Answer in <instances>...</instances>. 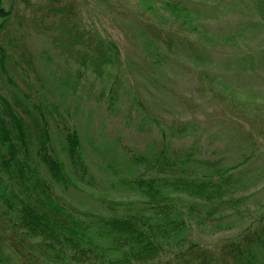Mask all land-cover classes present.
<instances>
[{
  "label": "trees",
  "instance_id": "obj_1",
  "mask_svg": "<svg viewBox=\"0 0 264 264\" xmlns=\"http://www.w3.org/2000/svg\"><path fill=\"white\" fill-rule=\"evenodd\" d=\"M16 2L0 0V216L22 236L31 257L46 264H264V212L249 208L240 195L238 165L203 158L194 145H174L175 137L197 129L187 122L161 127L157 144L133 152L129 161L135 168L123 178L121 197L105 198L93 211L66 202L65 191L91 187L93 177L78 129L64 125L61 151L56 149L48 116L18 81L33 60L24 36L11 35ZM257 2L264 17V0ZM138 3L167 14L185 32L169 31L163 40L144 35L140 46L160 51L161 40L169 45L175 37L193 43L201 16L189 2ZM75 10L73 3L48 6L56 48L85 73L113 77L122 60L119 44L80 26ZM117 93L112 80L111 103ZM233 226L240 230L211 245L191 238L193 227L214 232ZM1 255L0 264H10Z\"/></svg>",
  "mask_w": 264,
  "mask_h": 264
},
{
  "label": "rangeland",
  "instance_id": "obj_2",
  "mask_svg": "<svg viewBox=\"0 0 264 264\" xmlns=\"http://www.w3.org/2000/svg\"><path fill=\"white\" fill-rule=\"evenodd\" d=\"M16 1L11 35L24 36L33 60L18 81L48 116L56 149L61 151L64 125L78 129L93 177L91 187L62 192L66 202L93 211L102 208L101 200L121 197L123 178L135 168L133 152L157 144L161 127L187 122L197 129L175 137L174 145H194L203 158L238 165L240 195L249 208L264 212V17L257 0H186L201 16L190 45L177 37L163 43L178 27L167 14L141 9L138 0ZM67 3L74 4L80 26L119 44L122 60L113 77L85 73L56 48L47 9ZM156 34L162 37L160 51L140 46L144 35ZM112 80L116 103L108 94ZM5 220L0 216L1 258L46 264L31 257ZM239 230L193 227L191 238L211 245Z\"/></svg>",
  "mask_w": 264,
  "mask_h": 264
}]
</instances>
